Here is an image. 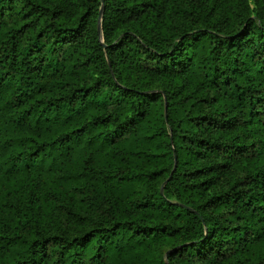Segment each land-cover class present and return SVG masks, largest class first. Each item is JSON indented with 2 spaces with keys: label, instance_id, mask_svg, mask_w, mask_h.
<instances>
[{
  "label": "trees",
  "instance_id": "1",
  "mask_svg": "<svg viewBox=\"0 0 264 264\" xmlns=\"http://www.w3.org/2000/svg\"><path fill=\"white\" fill-rule=\"evenodd\" d=\"M0 264H264V0H0Z\"/></svg>",
  "mask_w": 264,
  "mask_h": 264
},
{
  "label": "rangeland",
  "instance_id": "2",
  "mask_svg": "<svg viewBox=\"0 0 264 264\" xmlns=\"http://www.w3.org/2000/svg\"><path fill=\"white\" fill-rule=\"evenodd\" d=\"M143 193H144V192L141 191L140 195H138V196L136 197V200L139 199V198H141V196L143 195ZM162 252H164V249H162Z\"/></svg>",
  "mask_w": 264,
  "mask_h": 264
},
{
  "label": "water",
  "instance_id": "3",
  "mask_svg": "<svg viewBox=\"0 0 264 264\" xmlns=\"http://www.w3.org/2000/svg\"><path fill=\"white\" fill-rule=\"evenodd\" d=\"M102 18V11H101V13H100V19Z\"/></svg>",
  "mask_w": 264,
  "mask_h": 264
}]
</instances>
